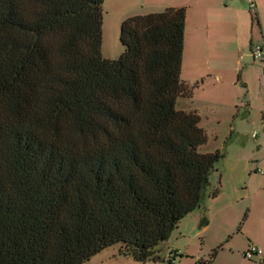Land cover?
<instances>
[{"label": "trees", "instance_id": "1", "mask_svg": "<svg viewBox=\"0 0 264 264\" xmlns=\"http://www.w3.org/2000/svg\"><path fill=\"white\" fill-rule=\"evenodd\" d=\"M103 3L0 0V264H86L115 245L160 262L222 158L177 108L194 92L187 10L127 19L113 61Z\"/></svg>", "mask_w": 264, "mask_h": 264}, {"label": "rangeland", "instance_id": "2", "mask_svg": "<svg viewBox=\"0 0 264 264\" xmlns=\"http://www.w3.org/2000/svg\"><path fill=\"white\" fill-rule=\"evenodd\" d=\"M256 3L260 25L247 0L104 1L102 57L113 61L125 51L127 19L187 10L182 79L194 92L177 108L198 111L206 132L199 151L222 158L200 207L158 247L160 262H135L115 245L86 264H171L174 254L173 264H264V62L254 58L258 47L264 53V0Z\"/></svg>", "mask_w": 264, "mask_h": 264}, {"label": "built area", "instance_id": "3", "mask_svg": "<svg viewBox=\"0 0 264 264\" xmlns=\"http://www.w3.org/2000/svg\"><path fill=\"white\" fill-rule=\"evenodd\" d=\"M250 11H254L255 9H257V3L256 0H247ZM254 58L255 60H263L264 62V53H263V49L261 47H258L255 51H254ZM257 251L253 248L250 252L247 253L246 257L247 258H252L253 255H256Z\"/></svg>", "mask_w": 264, "mask_h": 264}, {"label": "crops", "instance_id": "4", "mask_svg": "<svg viewBox=\"0 0 264 264\" xmlns=\"http://www.w3.org/2000/svg\"><path fill=\"white\" fill-rule=\"evenodd\" d=\"M105 1V0H104ZM104 4V3H103ZM186 26H187V23H186ZM186 27H185V33H186ZM184 60H185V42H184V53H183V64H184ZM183 66V65H182ZM182 69H183V67H182ZM181 76H182V74H181ZM188 85H189V82L188 81H185ZM192 111H194V112H196L197 114H198V111L197 110H192ZM191 112V111H190ZM199 115V114H198ZM200 116V115H199ZM201 118V117H200ZM109 257L111 258V257H115L113 254H110L109 255ZM110 258H107V259H110ZM103 261H106V260H103ZM91 262V261H90ZM174 262H175V260H174Z\"/></svg>", "mask_w": 264, "mask_h": 264}]
</instances>
